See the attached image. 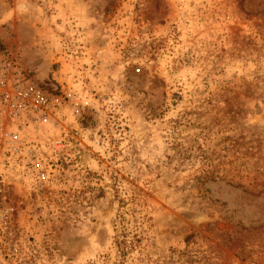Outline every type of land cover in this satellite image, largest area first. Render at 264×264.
<instances>
[{
    "label": "rangeland",
    "instance_id": "1",
    "mask_svg": "<svg viewBox=\"0 0 264 264\" xmlns=\"http://www.w3.org/2000/svg\"><path fill=\"white\" fill-rule=\"evenodd\" d=\"M1 58L63 103L0 264H264V0H0Z\"/></svg>",
    "mask_w": 264,
    "mask_h": 264
},
{
    "label": "built area",
    "instance_id": "2",
    "mask_svg": "<svg viewBox=\"0 0 264 264\" xmlns=\"http://www.w3.org/2000/svg\"><path fill=\"white\" fill-rule=\"evenodd\" d=\"M60 96L43 92L30 78L17 61L0 59V165L20 163L42 166L36 172V179L42 182L48 173L47 163L42 159L40 165L36 153L38 144L28 141V137L41 133L48 140L52 118L62 107ZM30 140V139H29ZM35 140V139H34ZM49 142L41 145L47 148ZM44 163V164H43Z\"/></svg>",
    "mask_w": 264,
    "mask_h": 264
},
{
    "label": "trees",
    "instance_id": "3",
    "mask_svg": "<svg viewBox=\"0 0 264 264\" xmlns=\"http://www.w3.org/2000/svg\"><path fill=\"white\" fill-rule=\"evenodd\" d=\"M116 246L118 249H120V253L123 252L126 249V244L124 240H116Z\"/></svg>",
    "mask_w": 264,
    "mask_h": 264
}]
</instances>
